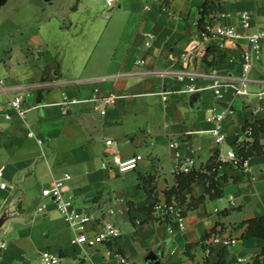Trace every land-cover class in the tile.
Wrapping results in <instances>:
<instances>
[{"label": "crops", "instance_id": "obj_1", "mask_svg": "<svg viewBox=\"0 0 264 264\" xmlns=\"http://www.w3.org/2000/svg\"><path fill=\"white\" fill-rule=\"evenodd\" d=\"M130 5L0 0V168L7 182L0 187V230L5 227L9 236L0 264H37L43 248L60 255L58 264H114L117 251L136 264H234L238 256L248 257L244 264L257 259L263 264L264 238L242 236L246 225L239 224L264 215V148L250 155L248 170L218 159L207 114L211 107L232 110L223 120L225 149L264 144L259 124L264 117L254 113L264 97H234L229 90L219 99L210 87L213 69L220 77L239 78L242 52L249 46L246 34L264 26V0H168L167 9L153 0H130ZM242 10L251 12V28L241 25ZM207 21L234 25L238 36H211L205 55L185 60L182 53L193 39L203 38ZM146 33L154 35L150 44ZM187 69L199 73L200 90L185 91L188 78L151 72ZM250 87L264 90V55L255 61ZM109 93L118 98L102 114V98ZM16 95H23L27 123L41 143L28 136L19 115L5 117L8 100ZM94 95L98 100H89ZM65 99L77 100L66 113ZM248 121L258 124L250 137ZM174 141L194 169L208 174L183 192L184 229L152 212L155 201L176 199L168 197L178 184ZM112 151L145 158L136 170L121 174L101 166ZM66 172L77 205L98 222L120 227L116 240L93 247L72 242L64 217L39 192ZM212 179L215 195L208 191ZM41 203L47 205L44 212L37 211ZM214 233L237 242H211Z\"/></svg>", "mask_w": 264, "mask_h": 264}, {"label": "built area", "instance_id": "obj_2", "mask_svg": "<svg viewBox=\"0 0 264 264\" xmlns=\"http://www.w3.org/2000/svg\"><path fill=\"white\" fill-rule=\"evenodd\" d=\"M122 0H107L109 7L113 8L116 2ZM160 2L164 9L166 8L168 0H153ZM146 9L151 8V4L148 3L145 6ZM238 17L241 25L244 28H251L252 14L249 10H242L238 13ZM203 38L193 39L186 50L182 53V57L190 62L197 61L199 57L205 55L208 48V40L211 36H219L223 39H233L238 36L236 26L228 25L223 23H214L207 21L202 29ZM249 46L242 52V63L241 71L238 79L220 77L216 70L213 69L211 75L214 76L210 87L214 89L216 96L219 99L225 97L227 91L231 90L234 97L240 95H249L255 93L258 97H264V90L253 91L250 87L252 82V71L254 68L255 61L264 55V26L250 31L246 34ZM146 37L149 39L146 43L150 44L154 35L152 33H146ZM137 63H144V59H138ZM153 73L159 75L176 74L181 79L188 78L189 82L185 91L196 92L200 90L197 85V76L199 73L195 70H153ZM4 79L0 78V86H3ZM97 90V89H96ZM163 98L167 97L169 91L164 90L160 92ZM118 95L115 93H109L102 98L105 107L100 110L102 114L106 113L108 105L113 104ZM89 100H98L97 96H93ZM74 99H65L62 104L64 105V113L67 112L68 106L71 103L76 102ZM5 117L10 118L12 114L19 115L26 123L28 127V136L36 137V132L27 123V112L28 109L24 106L23 95H16L8 100L6 105ZM232 111L230 108L225 107L218 109L217 107H211L207 114V120L213 124L209 129L210 133L216 139L219 145L218 159L222 161H229L236 167L249 169L250 160L249 158H243L236 148H224L226 143V133L224 131L223 120L225 115ZM254 113L260 114L264 117V106L256 105L254 107ZM253 133V127L249 126L245 130V134L250 137ZM1 137V131H0ZM38 138V137H36ZM38 142H42L41 138H38ZM106 143L111 145L112 139H107ZM170 146L176 149V164L174 166V173L188 172L193 168V160L187 157H183L178 142H171ZM144 155L141 153H135L128 157H122L119 153L113 152L108 153L103 159L101 166L103 168H115L119 173L124 174L132 170H136L140 163L144 160ZM71 179L69 172L64 173L62 176L54 178L49 183L44 185L41 189L43 197L50 199L54 204L59 213L64 217L66 224L73 232L72 242L75 244L86 245L93 247L99 243L111 242L116 240L122 231L120 227L110 221L98 222L97 217L90 211L81 208L77 205V199L74 194L68 190V181ZM7 182L4 180V169L0 168V187H6ZM47 205L43 203L39 206L38 211H46ZM113 212V210H111ZM152 212L154 215L160 218L169 219L173 221L181 229L186 227V209L182 203L176 199L167 201L164 199L157 200L152 205ZM98 224L95 226L94 224ZM211 242L221 243L224 246L232 245L237 242L236 237H225L219 233H214L210 237ZM8 247V241L0 238V263L4 258V253ZM207 251H210L208 248ZM116 262L114 264H136L124 253L116 252ZM61 260L59 254L55 253L49 248H43L39 251V257L37 264H58ZM248 262V257L238 256L234 260V264H244ZM82 264V262H78Z\"/></svg>", "mask_w": 264, "mask_h": 264}, {"label": "trees", "instance_id": "obj_3", "mask_svg": "<svg viewBox=\"0 0 264 264\" xmlns=\"http://www.w3.org/2000/svg\"><path fill=\"white\" fill-rule=\"evenodd\" d=\"M259 124L263 128L264 127V120L262 119ZM249 126H252L253 130L255 128V134H256V131L258 128L257 121H255V122H249L248 121L245 125V129H247ZM262 148H264V144H259V141H257L252 146L246 147V149L241 148L239 150V153H240V155H242L243 158H249L250 155L254 154L255 152H261ZM212 167H213V165L210 164V165H208L207 168L211 169ZM176 175L178 177V184L176 186L172 187L170 190H168V197L170 199L174 196V197H176V199L180 203H183V199H184L183 198L184 197L183 192L185 190L186 191L190 190L193 182L200 180L204 177L205 178L208 177L207 172L205 173L204 171L196 170L194 168H192L188 172L176 173ZM214 187L217 189L216 183H215L214 179H212L211 183L208 186V191L211 193L210 195H215V193H212V189ZM217 194H219V192H217ZM157 218H160V217H157ZM244 225H246V228L243 231L242 236H244V237L260 236V237L264 238V215L248 219V220L239 224V226H241V227ZM259 263H260V261H259V259H257L255 264H259ZM263 264H264V262H263Z\"/></svg>", "mask_w": 264, "mask_h": 264}, {"label": "rangeland", "instance_id": "obj_4", "mask_svg": "<svg viewBox=\"0 0 264 264\" xmlns=\"http://www.w3.org/2000/svg\"><path fill=\"white\" fill-rule=\"evenodd\" d=\"M41 189H42V187L40 188V194L42 195V193H41ZM43 196V195H42ZM41 197V196H40ZM44 199L45 200H47L48 198H45L44 197ZM42 202V201H41ZM43 203H41V205H42ZM40 205V206H41ZM37 208V211H38V209H39V205L36 207ZM0 235H3V237H4V239H6L7 241H8V239H9V236H8V233H7V230H6V228L5 227H3L1 230H0Z\"/></svg>", "mask_w": 264, "mask_h": 264}, {"label": "water", "instance_id": "obj_5", "mask_svg": "<svg viewBox=\"0 0 264 264\" xmlns=\"http://www.w3.org/2000/svg\"><path fill=\"white\" fill-rule=\"evenodd\" d=\"M121 4H122L124 9H129L130 6H131L130 5V0H122ZM2 222H3V220L0 219V226H1Z\"/></svg>", "mask_w": 264, "mask_h": 264}]
</instances>
